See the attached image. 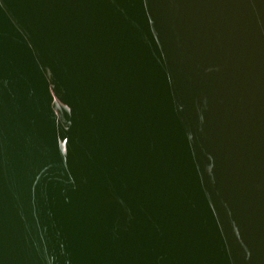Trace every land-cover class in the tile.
<instances>
[{"label": "water", "instance_id": "water-1", "mask_svg": "<svg viewBox=\"0 0 264 264\" xmlns=\"http://www.w3.org/2000/svg\"><path fill=\"white\" fill-rule=\"evenodd\" d=\"M0 264H264V0H0Z\"/></svg>", "mask_w": 264, "mask_h": 264}]
</instances>
